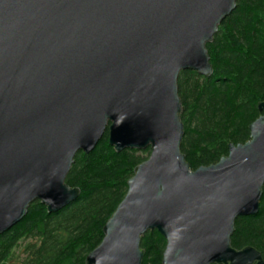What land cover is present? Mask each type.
I'll return each instance as SVG.
<instances>
[{
  "label": "water",
  "instance_id": "water-1",
  "mask_svg": "<svg viewBox=\"0 0 264 264\" xmlns=\"http://www.w3.org/2000/svg\"><path fill=\"white\" fill-rule=\"evenodd\" d=\"M237 0H0V235L33 202L57 214L78 154L149 150L85 264H142V237L165 241L162 264H264L235 250L239 217L264 186V103L244 144L191 171L180 152V72L210 77L206 45Z\"/></svg>",
  "mask_w": 264,
  "mask_h": 264
},
{
  "label": "trees",
  "instance_id": "trees-1",
  "mask_svg": "<svg viewBox=\"0 0 264 264\" xmlns=\"http://www.w3.org/2000/svg\"><path fill=\"white\" fill-rule=\"evenodd\" d=\"M206 51L211 76L180 72L177 80L180 152L191 171L217 164L230 143H246L249 126L260 116L264 0H237ZM148 157V149L117 154L105 132L92 151L76 155L66 176L65 184L80 192L77 200L57 214L33 202L26 216L0 235V264H85L102 242L103 227L124 199L134 169ZM230 244L235 250L252 247L264 261V186L257 215L235 220ZM165 246L156 231L146 233L140 242L142 264H162Z\"/></svg>",
  "mask_w": 264,
  "mask_h": 264
},
{
  "label": "rangeland",
  "instance_id": "rangeland-1",
  "mask_svg": "<svg viewBox=\"0 0 264 264\" xmlns=\"http://www.w3.org/2000/svg\"><path fill=\"white\" fill-rule=\"evenodd\" d=\"M140 152H142V151H140ZM21 257H22V256H21ZM21 257H20V258H21Z\"/></svg>",
  "mask_w": 264,
  "mask_h": 264
}]
</instances>
